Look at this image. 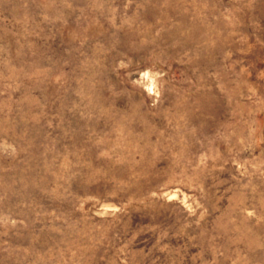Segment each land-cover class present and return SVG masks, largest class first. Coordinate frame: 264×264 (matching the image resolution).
Listing matches in <instances>:
<instances>
[{"label": "rangeland", "instance_id": "374dc122", "mask_svg": "<svg viewBox=\"0 0 264 264\" xmlns=\"http://www.w3.org/2000/svg\"><path fill=\"white\" fill-rule=\"evenodd\" d=\"M0 264H264V0H0Z\"/></svg>", "mask_w": 264, "mask_h": 264}]
</instances>
